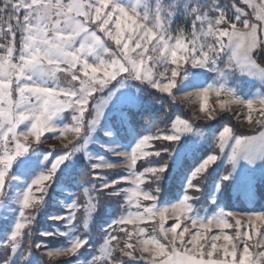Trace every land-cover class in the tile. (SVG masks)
<instances>
[{
	"label": "snow or ice",
	"instance_id": "1",
	"mask_svg": "<svg viewBox=\"0 0 264 264\" xmlns=\"http://www.w3.org/2000/svg\"><path fill=\"white\" fill-rule=\"evenodd\" d=\"M178 12L186 27L176 23ZM192 69L216 73V79L192 91L181 89ZM237 73L264 88V0H232L207 9L200 0H0V206L16 179L12 172L20 157L43 143L42 137H73L62 151L44 156L50 167L16 195L17 215L0 239V264H16L17 257L29 264L34 250L48 264L59 258L69 264H264V212L221 209L201 217L193 214L197 197L189 194L200 191L204 174L222 156L232 171L241 159L264 158V92L240 95L228 83ZM130 81L167 93L173 102L200 99L199 111L212 121L217 109L208 99L214 93L220 111L231 113L232 105L245 109L243 122L257 134L223 125L213 136L211 153L192 168L183 196L161 203L160 182L168 169L164 154L171 155L182 137H203L204 131L176 115L169 127L140 135L128 148L101 145L119 161L89 153L92 134L114 94L109 86L125 87ZM65 113L71 118L60 123ZM78 153L84 154L89 170L81 185L85 200L79 203L75 194L65 204L67 215L50 217L66 231L40 233L67 236L68 244L51 248L32 243L49 188L61 166ZM138 160L147 166L138 170ZM229 179L231 174L223 177ZM101 195L119 198L120 211L104 228L103 243L86 249L90 236L79 231L77 213L83 210L86 232ZM169 219L173 223L165 227ZM153 221L158 230L149 231ZM82 249L90 256L86 261L80 259Z\"/></svg>",
	"mask_w": 264,
	"mask_h": 264
},
{
	"label": "rangeland",
	"instance_id": "2",
	"mask_svg": "<svg viewBox=\"0 0 264 264\" xmlns=\"http://www.w3.org/2000/svg\"><path fill=\"white\" fill-rule=\"evenodd\" d=\"M125 2H127V0H125ZM165 2L170 3L171 0H165ZM256 2H259V0H256ZM178 3L182 4L183 0H178ZM248 10L250 11V9ZM253 22H255L254 19ZM176 23L181 27H186L185 21L179 12ZM216 76V73L208 72L206 69H192L188 74V80L184 81L180 85V88L192 91L197 86H206L212 83L216 79ZM113 83V85L109 86V89L114 92V94L104 110V116L100 125L92 134L93 142L88 145V152L92 155H106V158L110 160L119 161L121 158L113 157L111 153H107L101 145L119 143L124 148H128L135 142L136 138L139 136L130 123V113L133 111H140L146 107H161V103L149 98L145 94V91L148 90L153 94L169 98L170 100H172V97L167 93H157L155 90L141 85L138 81H130L125 87H120L116 82ZM228 83L230 87L236 88L240 95L245 98H250L255 94L264 92V88H262L257 81L253 80L251 77L241 76L239 73L231 76ZM109 89H106L105 93L102 95L106 97L109 93ZM173 91L175 93V90ZM175 94L178 96L182 95L180 93ZM217 100L218 98L216 95L210 93L208 104L210 107L215 106L217 109V119L214 121L207 120L204 114L199 111L203 103L200 99H197L195 103H190L185 100H176L174 102L175 107L178 105L184 108L186 111L190 112L198 122L207 124L208 129L202 128L204 131L203 137L192 134L182 137L173 145L171 155L164 154V159L168 161V169L164 179L160 182L161 191L158 193V197L161 203L175 202L183 196L187 177L190 175L192 168L202 159H205L212 151V147L214 146L213 136L224 125L218 124L219 122H217V120L220 117H225L226 120L230 121L231 119L235 120L238 127L243 132L257 134L249 128L246 122H243L241 114L245 109L232 105L231 113L223 112L219 110ZM70 118L71 114L65 113L63 119L59 122L66 123ZM170 124L171 122L161 129L169 127ZM109 132L111 135H106V133ZM71 139H73L71 134H68L67 139L62 137L60 140H44L42 137L43 143L35 146V148L30 150L25 156L18 159L12 172L16 179L11 182L12 186L9 189L8 197L4 204L0 206V239L10 230L14 223L15 216L17 215L18 205L16 204V195L27 183H30L36 175L47 167H50V163L45 162L44 156L53 149L57 152L62 151L63 145L67 144ZM158 146L159 144L157 147ZM53 155H55V153H53ZM141 165L147 166V162L145 160H138V170H142ZM83 168L89 171L83 153H78L74 160L66 161L65 164L61 166V170L57 173V179L49 188L46 204L37 217V224L33 229L32 243L43 242L51 248H59L68 244L69 237L67 236L46 238L42 237L40 233L42 231L55 232L57 229L61 232L66 231L62 222L54 221L50 219V217L67 215L65 204L75 199V194L79 195V203L84 202L85 198L81 187L82 184L77 180V176L81 173ZM117 171L122 172L123 167L117 169ZM229 174H231V179L224 181L223 177ZM109 178L111 179L113 176ZM199 188V192H189L190 195L197 197L192 201L194 215L210 217L217 214L221 209L241 213L251 211L264 212V158H257L253 162L241 159L235 171H232V166L227 162V156H222L216 164L210 166L208 173L204 174ZM164 189L167 191L165 193L167 199L162 200L161 195H163ZM99 200L100 203L97 206V210L86 232L84 230L83 210L81 209V212L77 213L79 231L84 233L85 236H90L89 246H86V249H90L91 247L98 248L100 244L103 243L104 228L120 211L121 202L119 198L101 195ZM97 219L99 222L97 229L98 236L96 239H93L90 230L92 224L97 221ZM172 223L173 220L169 219L165 227L170 226ZM158 227V222H149V231L153 228L158 230ZM213 231L217 232L219 230L214 228ZM225 231L228 234H232L231 229ZM169 239H171V234H169ZM34 252L37 251L34 250ZM34 252L32 257L29 258V264H42L43 257L40 256L39 252H37L38 256L35 255ZM81 252L82 256L80 259L86 261L90 258L85 249H82ZM2 255L3 250H0V256ZM115 258H119V253L115 254ZM64 259L65 258H59L56 261L64 262L61 264H69V262L64 261ZM71 259L75 261L77 257ZM16 264H24V262L20 257H17Z\"/></svg>",
	"mask_w": 264,
	"mask_h": 264
},
{
	"label": "trees",
	"instance_id": "3",
	"mask_svg": "<svg viewBox=\"0 0 264 264\" xmlns=\"http://www.w3.org/2000/svg\"><path fill=\"white\" fill-rule=\"evenodd\" d=\"M232 3V0H201L202 6L207 9L208 7L214 5V4H219L221 6H228L229 4ZM145 94L149 97L154 99L156 102L161 103L160 108L156 107H146L143 108L140 111L137 112H131L129 115L130 123L133 126L135 132L137 133L138 136L144 135L148 133L150 130H155V128H163L167 126L171 120L175 118L176 115H180L182 119H187L191 122H193L197 128H203V129H208L207 124H202L198 122L193 115L186 111L184 108L180 106H174V102L170 100L169 98L159 96L157 94H153L149 92L148 90L145 91ZM217 122L218 124H227L231 127H233L237 132L240 134L244 135H249L253 134L250 132H243L241 129L238 127L237 123L235 120L231 119L226 120L225 117H220ZM188 167V166H187ZM189 168V167H188ZM77 180L81 183L84 184L88 180V171L85 168L82 169L81 173L78 174ZM167 191L164 189L163 195H161L162 200L167 199L166 193ZM98 226L99 222L98 219L92 224V228L90 230V233L92 235L93 239H96L98 236ZM27 243V241L25 242ZM35 255L38 256L37 252H34ZM64 262H59L56 261L55 264H61ZM42 264H48L47 260L43 258V263Z\"/></svg>",
	"mask_w": 264,
	"mask_h": 264
}]
</instances>
